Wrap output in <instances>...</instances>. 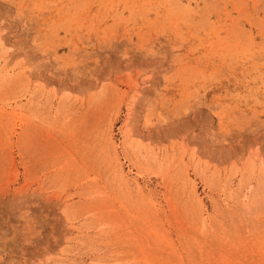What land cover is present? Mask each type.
Here are the masks:
<instances>
[{
	"label": "rangeland",
	"instance_id": "374dc122",
	"mask_svg": "<svg viewBox=\"0 0 264 264\" xmlns=\"http://www.w3.org/2000/svg\"><path fill=\"white\" fill-rule=\"evenodd\" d=\"M0 264H264V0H0Z\"/></svg>",
	"mask_w": 264,
	"mask_h": 264
},
{
	"label": "snow or ice",
	"instance_id": "6c2138e0",
	"mask_svg": "<svg viewBox=\"0 0 264 264\" xmlns=\"http://www.w3.org/2000/svg\"><path fill=\"white\" fill-rule=\"evenodd\" d=\"M183 133L189 137H195L197 135H202V130L196 121L189 119L185 125V128L182 129ZM227 135V134H226ZM223 139V138H221ZM24 231L22 233V239L25 240H34L45 231H50L51 228H55V234H59L60 225H51L50 222L45 221L44 219L36 217H28L26 223L23 226ZM51 240L49 241V243Z\"/></svg>",
	"mask_w": 264,
	"mask_h": 264
},
{
	"label": "bare ground",
	"instance_id": "6f19581e",
	"mask_svg": "<svg viewBox=\"0 0 264 264\" xmlns=\"http://www.w3.org/2000/svg\"><path fill=\"white\" fill-rule=\"evenodd\" d=\"M191 4V3H190ZM189 3H188V5L187 6H189L190 5ZM78 5V4H77ZM197 5V4H196ZM230 33H231V31H230ZM231 35V34H230ZM230 49V48H229ZM228 51V50H227ZM231 60V59H230ZM222 72V71H221Z\"/></svg>",
	"mask_w": 264,
	"mask_h": 264
}]
</instances>
